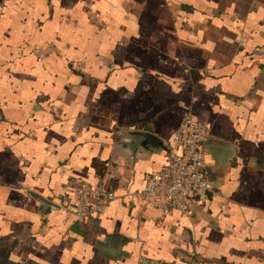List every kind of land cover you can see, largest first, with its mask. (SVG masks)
Instances as JSON below:
<instances>
[{
	"label": "crops",
	"instance_id": "crops-1",
	"mask_svg": "<svg viewBox=\"0 0 264 264\" xmlns=\"http://www.w3.org/2000/svg\"><path fill=\"white\" fill-rule=\"evenodd\" d=\"M189 112L216 195L160 218L125 194L168 155L119 131L170 148ZM98 184L120 198L77 223ZM141 255L264 264V0H0V264Z\"/></svg>",
	"mask_w": 264,
	"mask_h": 264
},
{
	"label": "built area",
	"instance_id": "built-area-1",
	"mask_svg": "<svg viewBox=\"0 0 264 264\" xmlns=\"http://www.w3.org/2000/svg\"><path fill=\"white\" fill-rule=\"evenodd\" d=\"M208 124L189 112L172 134L170 154L157 171L144 177L139 191L125 195L136 197L144 207L159 213L160 218L179 213L187 216L192 204H202L216 195L206 168L204 143ZM73 206L68 210L77 223L101 214L120 196L104 185H84L71 193ZM124 197V196H123ZM192 257L194 252L190 253ZM137 264H169L163 259L141 255Z\"/></svg>",
	"mask_w": 264,
	"mask_h": 264
},
{
	"label": "water",
	"instance_id": "water-1",
	"mask_svg": "<svg viewBox=\"0 0 264 264\" xmlns=\"http://www.w3.org/2000/svg\"><path fill=\"white\" fill-rule=\"evenodd\" d=\"M119 132L126 138L125 143L130 145L132 148H135L140 154L149 151L153 153L165 151L167 155L170 154V148L164 140L153 133L143 130L130 129H121ZM213 142V140L207 138L204 145ZM110 241L113 242L112 247H115L114 245H118V243L121 242L116 239H110Z\"/></svg>",
	"mask_w": 264,
	"mask_h": 264
},
{
	"label": "trees",
	"instance_id": "trees-1",
	"mask_svg": "<svg viewBox=\"0 0 264 264\" xmlns=\"http://www.w3.org/2000/svg\"><path fill=\"white\" fill-rule=\"evenodd\" d=\"M194 264V263H193Z\"/></svg>",
	"mask_w": 264,
	"mask_h": 264
}]
</instances>
